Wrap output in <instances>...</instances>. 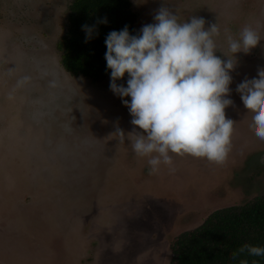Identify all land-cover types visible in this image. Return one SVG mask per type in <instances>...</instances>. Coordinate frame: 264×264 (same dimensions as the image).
Wrapping results in <instances>:
<instances>
[{
	"label": "rangeland",
	"instance_id": "obj_1",
	"mask_svg": "<svg viewBox=\"0 0 264 264\" xmlns=\"http://www.w3.org/2000/svg\"><path fill=\"white\" fill-rule=\"evenodd\" d=\"M69 3L0 0V264H171V246L184 232L217 210L264 196V142L250 129L252 114L240 94L234 98L233 85L225 109L235 122L227 162L174 156V173L162 166L150 175L131 138L120 143L114 135L117 128L126 136L133 130L123 103L131 98L114 94L111 79L73 76L60 64L56 47ZM131 6L140 34L161 7L179 23L196 17L205 29L217 24L224 61L232 55L225 30L238 39L251 26L261 41L234 54L230 76L240 83L258 78L264 0H131ZM127 80L115 83L127 87Z\"/></svg>",
	"mask_w": 264,
	"mask_h": 264
},
{
	"label": "clouds",
	"instance_id": "obj_2",
	"mask_svg": "<svg viewBox=\"0 0 264 264\" xmlns=\"http://www.w3.org/2000/svg\"><path fill=\"white\" fill-rule=\"evenodd\" d=\"M154 20V24L142 27L139 36H130L125 26L106 38L110 89L122 100L131 98L130 103H123L134 126L127 136L119 128L114 135L120 143L131 138L133 153L147 158L150 175L158 174L162 166L174 173V156L203 158L223 166L232 150L235 131V122L225 116V109L233 103L226 97L232 82L230 72L237 64L234 54H247L257 47L260 35L251 26L243 27L238 39L225 30L232 55L225 56L224 61L215 55L214 37L220 35L217 24L205 29L204 19L196 17L179 23L167 7H161ZM85 30L89 34L92 31L87 26ZM125 73L127 87L117 86L115 81ZM257 75L245 79L237 91L248 114H252L250 129L264 142V69H259ZM245 253L261 257L264 247L245 244L231 259L235 261ZM239 264L248 261L239 260Z\"/></svg>",
	"mask_w": 264,
	"mask_h": 264
},
{
	"label": "trees",
	"instance_id": "obj_3",
	"mask_svg": "<svg viewBox=\"0 0 264 264\" xmlns=\"http://www.w3.org/2000/svg\"><path fill=\"white\" fill-rule=\"evenodd\" d=\"M131 7V0H70L64 33L56 47L64 70L92 81L111 79L105 59L107 36L125 26L130 36L140 35L134 26L136 14ZM85 26L92 29L90 34ZM215 55L223 59L219 52ZM258 59L259 69L264 68V54ZM127 78L125 73L119 80ZM231 78L229 88L235 85V98L240 94L237 91L240 81L237 76ZM9 116L12 121V112ZM245 244L264 247V196L243 206L217 210L200 226L184 232L171 246L174 256L171 264H239V260L264 264V256L246 253L235 261L231 259Z\"/></svg>",
	"mask_w": 264,
	"mask_h": 264
},
{
	"label": "flooded vegetation",
	"instance_id": "obj_4",
	"mask_svg": "<svg viewBox=\"0 0 264 264\" xmlns=\"http://www.w3.org/2000/svg\"><path fill=\"white\" fill-rule=\"evenodd\" d=\"M69 5H70V3H69ZM69 5H68V10H69ZM69 12V11H68ZM68 15V14H67ZM60 41V40H59ZM172 251V250H171ZM166 256H168V253L166 254Z\"/></svg>",
	"mask_w": 264,
	"mask_h": 264
},
{
	"label": "crops",
	"instance_id": "obj_5",
	"mask_svg": "<svg viewBox=\"0 0 264 264\" xmlns=\"http://www.w3.org/2000/svg\"><path fill=\"white\" fill-rule=\"evenodd\" d=\"M229 91H230V88H229ZM235 92V91H234Z\"/></svg>",
	"mask_w": 264,
	"mask_h": 264
},
{
	"label": "water",
	"instance_id": "obj_6",
	"mask_svg": "<svg viewBox=\"0 0 264 264\" xmlns=\"http://www.w3.org/2000/svg\"><path fill=\"white\" fill-rule=\"evenodd\" d=\"M59 98V97H58ZM34 142V141H33Z\"/></svg>",
	"mask_w": 264,
	"mask_h": 264
}]
</instances>
